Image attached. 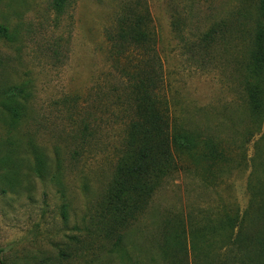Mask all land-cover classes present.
Wrapping results in <instances>:
<instances>
[{
	"label": "rangeland",
	"instance_id": "1",
	"mask_svg": "<svg viewBox=\"0 0 264 264\" xmlns=\"http://www.w3.org/2000/svg\"><path fill=\"white\" fill-rule=\"evenodd\" d=\"M121 1L68 0L56 16L51 0H0V26L12 35L0 42V83L31 82L32 118L20 134H32L50 170L40 178L27 152H0L14 163L0 168V261L264 264V113H250L240 85L244 32L231 37L242 22L236 14L251 13L258 0H148L173 124L199 147L181 157L179 173L140 215L106 238L98 205L124 121L112 119L106 130L100 122L92 148L69 134L96 87L111 83L104 31ZM214 25L224 40L208 53L196 50ZM7 124L0 120V134Z\"/></svg>",
	"mask_w": 264,
	"mask_h": 264
},
{
	"label": "trees",
	"instance_id": "2",
	"mask_svg": "<svg viewBox=\"0 0 264 264\" xmlns=\"http://www.w3.org/2000/svg\"><path fill=\"white\" fill-rule=\"evenodd\" d=\"M67 3L68 0H51L50 6L59 16ZM253 6L251 13L236 14V22L240 19L242 22L231 37L240 40L244 32L248 58L240 71V85L247 108L254 117H259L264 113V0H258ZM225 35L226 31L214 25L196 40L194 48L208 53ZM104 37L113 72L111 83L96 87L94 100L86 103L89 108L78 112L75 134L72 132L69 138L77 145L88 143L92 148L94 142H91L100 135V122L106 130L112 126V119L124 121L119 156L98 205V217L106 222L108 238L117 226H125L145 210L152 197L179 173L181 157L196 151L199 142L196 136L173 124L163 89L157 35L148 0L121 1ZM11 39L8 29L0 26V42H11ZM52 54L59 55L54 50ZM33 97L32 84L26 79L11 86L0 83V120H9L0 134V152H10V155L27 152L33 173L43 178L50 171L48 159L33 143L32 134L26 131L21 135L19 129L21 123L23 126L24 121L32 118ZM207 156L211 159L214 153L209 151ZM13 164L9 156L0 159V168ZM53 179L57 180V176L53 175ZM65 215L64 212V218ZM0 264L5 263L0 261Z\"/></svg>",
	"mask_w": 264,
	"mask_h": 264
}]
</instances>
